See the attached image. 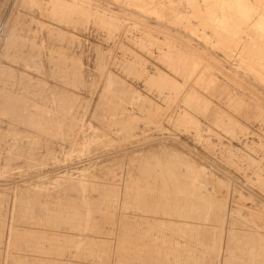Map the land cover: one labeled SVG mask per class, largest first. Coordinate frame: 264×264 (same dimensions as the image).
Segmentation results:
<instances>
[{
  "label": "rangeland",
  "instance_id": "374dc122",
  "mask_svg": "<svg viewBox=\"0 0 264 264\" xmlns=\"http://www.w3.org/2000/svg\"><path fill=\"white\" fill-rule=\"evenodd\" d=\"M263 16L0 0V264H264Z\"/></svg>",
  "mask_w": 264,
  "mask_h": 264
},
{
  "label": "bare ground",
  "instance_id": "6f19581e",
  "mask_svg": "<svg viewBox=\"0 0 264 264\" xmlns=\"http://www.w3.org/2000/svg\"><path fill=\"white\" fill-rule=\"evenodd\" d=\"M209 13V12H208ZM49 16H50V14H49ZM264 17V16H263ZM264 19V18H263ZM23 20V19H22ZM202 24V23H201ZM13 27H15V26H13ZM9 30V29H8ZM16 31H18V30H16ZM62 38V37H61ZM227 41V40H226ZM22 49V48H21ZM192 50V49H191ZM246 50V49H245ZM195 52V51H194ZM240 52V51H239ZM252 52H254V50L252 51ZM21 53H22V51H21ZM260 54V53H259ZM199 55V54H198ZM212 64V63H211ZM36 67V66H35ZM161 79V78H160ZM159 83V82H158ZM162 84H164V83H162ZM174 86V85H173ZM178 89V88H177ZM8 110V112H9V115L11 116V115H16V113H21V111L23 110V107H21V106H16V105H11L10 107H9V109H7ZM155 112V111H154ZM176 153V152H175ZM143 165V164H142ZM28 201V200H27Z\"/></svg>",
  "mask_w": 264,
  "mask_h": 264
}]
</instances>
